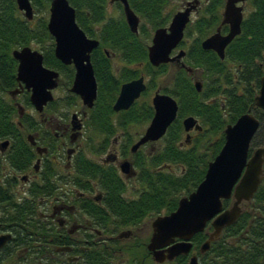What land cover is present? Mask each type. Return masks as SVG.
Wrapping results in <instances>:
<instances>
[{
  "label": "trees",
  "instance_id": "obj_1",
  "mask_svg": "<svg viewBox=\"0 0 264 264\" xmlns=\"http://www.w3.org/2000/svg\"><path fill=\"white\" fill-rule=\"evenodd\" d=\"M30 1L36 12L48 13L51 0ZM68 1L75 9L78 25L88 37L99 41L97 48L91 52L97 97L87 118L88 128L93 135L88 136L85 146L90 152L100 153L112 143L117 132H121L119 150L122 155L132 158L137 169V181L141 185L136 197L127 198L124 195L126 184L113 166H104L81 155L82 161L77 164L78 187H86L87 179H91L104 193L102 205H83L101 228L111 233L117 228L136 226L147 216L173 211L179 198L194 190L203 179L208 162L224 142L225 126L249 109L260 121L250 151L264 144V111L254 106V96L258 92L260 78L264 75V0H249L252 9L241 22V33L226 46L223 60L214 51L201 47V41L219 26L224 4V0H207L202 14L185 28L180 47L185 46V38L194 32L196 35L187 45L182 61L158 66L148 62L147 46L151 37L150 29L166 26L170 20L171 14L165 12L169 0H128L130 7L143 20L137 34L130 31L123 12L117 16L108 13V0ZM117 6L122 10L120 3L117 2ZM0 8V56L11 59L13 63V83L16 60L11 51L35 43L43 54L44 64L58 70L60 83L69 86L74 68L62 64L55 57L54 40L47 30V17L41 14L31 25L20 14L15 0H0ZM227 30V25L221 26L222 32ZM114 53L124 62L118 72L114 71L112 65ZM187 68L201 70L203 82L200 91L194 86V72L190 73ZM142 73L147 79L146 90L130 108L114 112L112 105L121 84ZM170 73L171 84L163 85L162 92L177 100V118L161 138L163 147L160 150L145 152L141 146L131 154L130 145L138 137L134 139L127 128L133 123L149 122L153 115L149 93L156 90L161 79ZM77 102L78 96L69 93L67 103ZM13 114H16L15 108ZM190 115L197 118L201 129L191 131L189 140L185 139V144H181L185 133L182 119ZM95 134L102 135V139L95 140ZM12 136L14 150L31 151L30 147L24 146V140L20 138L21 130L15 122ZM174 166L178 168L177 172ZM38 191V188L33 191L34 197ZM230 203V200H225L224 206ZM242 208L237 221L225 227L220 238L212 242L210 250L200 256L201 264H264V178L252 199L242 203ZM28 214H34L32 203L27 208L14 206V215ZM207 229L211 230V226L208 225ZM206 237V232L197 233L192 238L193 249L198 250ZM143 247L144 243H136L140 251ZM139 250H136V254L141 257L140 264H144L149 252L145 249L140 253ZM112 259V252L100 247L87 252L77 264H113ZM4 260L5 255H2L0 264ZM186 261L187 256H179L175 261L165 264H185Z\"/></svg>",
  "mask_w": 264,
  "mask_h": 264
},
{
  "label": "water",
  "instance_id": "obj_2",
  "mask_svg": "<svg viewBox=\"0 0 264 264\" xmlns=\"http://www.w3.org/2000/svg\"><path fill=\"white\" fill-rule=\"evenodd\" d=\"M19 10L30 20L34 12L30 0H15ZM120 2L125 21L133 33H138L139 16L130 7L128 0ZM244 0H225L220 25L204 38L201 47L213 50L222 60L226 46L241 33ZM198 0L188 1L184 8L176 11L168 26L154 30L151 43L147 47L148 61L153 66L180 61L185 51H172L179 45L184 30L196 10ZM228 25L226 33L222 25ZM47 29L54 39V55L63 64L74 67V77L69 90L78 95L87 107H92L97 96V81L90 54L99 41L88 37L76 22L75 9L68 0H51ZM17 60L16 79L30 90V101L38 111L53 100L52 90L58 86L59 72L43 64V55L38 50L23 46L12 51ZM184 66V64H182ZM189 71L191 69L188 68ZM194 85L201 90L200 81ZM146 89L144 75L121 84L113 103V110L128 109ZM153 115L141 136L130 148L135 152L148 141L160 139L177 117L178 102L167 93L157 89L152 98ZM254 106L264 111V75L260 78L258 93L254 96ZM184 130L201 129L196 118L187 116L182 120ZM259 127V119L251 110L241 114L234 123L224 129V143L215 157L207 164L203 179L196 188L179 198L177 207L162 215H157L151 223L152 233L146 247L156 264L187 255L192 249V238L203 232L210 222L212 230L200 244L199 253L210 249L222 230L234 224L241 215L242 203L252 199L264 177V145L256 147L249 155L251 140ZM188 137V136H187ZM120 169L130 172V162L122 161ZM231 200L229 206L223 202ZM188 264H199L198 256L192 254Z\"/></svg>",
  "mask_w": 264,
  "mask_h": 264
},
{
  "label": "flooded vegetation",
  "instance_id": "obj_3",
  "mask_svg": "<svg viewBox=\"0 0 264 264\" xmlns=\"http://www.w3.org/2000/svg\"><path fill=\"white\" fill-rule=\"evenodd\" d=\"M16 75L17 63L13 83V63L0 56V257L5 255L6 261L14 251L24 249L23 264H77L94 248H106L113 259L122 252L121 247L136 248L135 240L122 245L119 241L122 233L127 239H135L134 230L127 227L116 234L122 229L117 228L110 233L83 207L102 205L104 193L99 185L91 179H87L86 187L77 184L81 155L113 166L124 182L136 176L132 159L129 173L120 169L126 159L119 150L121 135L114 136L118 140L112 149L111 143L100 153L89 151L93 155L103 153L100 161L92 159L81 148L85 131H89L91 107L84 106L80 98L73 104L67 103L68 96L55 98L59 81L52 90L53 100L38 111L30 101V90ZM79 103L81 107L77 108ZM13 122L21 130L24 146L31 151L14 150ZM19 183L21 189L16 188ZM36 188L39 191L34 197ZM14 202L25 208L32 203L34 214L14 215Z\"/></svg>",
  "mask_w": 264,
  "mask_h": 264
},
{
  "label": "rangeland",
  "instance_id": "obj_4",
  "mask_svg": "<svg viewBox=\"0 0 264 264\" xmlns=\"http://www.w3.org/2000/svg\"><path fill=\"white\" fill-rule=\"evenodd\" d=\"M187 1H191V0H169V3H168V5L165 8V12L170 13L171 16H172V14L174 12L183 9V7H184V5H185V3ZM206 2H207V0H199V7H198L196 12H193L191 14V21H194L197 17H199L202 14L203 9H204V5L206 4ZM251 9H252V5H251L250 1L246 0L245 3H244V10H243L244 16ZM107 11H108V13L110 15H113V16L120 15L123 12V10H120L118 8L117 2H110L109 0H108V3H107ZM41 14H44L46 17L48 16V13H46V12L39 13V12H36L34 10V18L31 21V25L35 24L37 18ZM141 21H143V20H140V22ZM150 31H151V36H152V33H153L154 30L150 29ZM195 35H196V33L194 32L192 34V36H190L188 38H185V46L180 47V48L186 49L187 45L192 41V38ZM149 43H150V40H149ZM30 46L33 49L39 50L38 45L35 44V43H31ZM178 49H179V47L177 49H175L172 52V54H175L178 51ZM112 63H113L112 65H113V69H114L115 72H118L119 68L122 67V65H124V62L120 59L119 55H117L115 53L112 55ZM134 66H137V64L134 65ZM172 70H173V67L170 69V71H172ZM193 72H194L193 80H198V81L200 80L201 82H203V79L201 77V70L197 69V70H195ZM171 81H172V74L171 73L166 75V76H164L161 79V83L159 85L160 90L162 91V86L163 85H170ZM68 88H69V86H65L62 83H60L58 88L54 91V97L55 98H58V97L64 98L65 96H69L70 92H69ZM154 92H155V90H152L149 93V96H148L149 101H150V99H151V97H152ZM79 107H81V103H79L77 105V108H79ZM71 110H73V109H71ZM36 118H37V116H36ZM146 125L147 124H136V123H133V124L128 126L127 131H128V133H130L132 135V137L134 139H136L144 131ZM85 132H86L85 136L81 140V143H83L81 148H83L85 151H87L86 153H87V155L89 157H91L92 159L100 161L101 158L104 157L103 153L93 155V154L89 153L87 148H84L85 147V138L87 136H89V135H93V132L91 131V129L89 131L87 130ZM120 134H121V132L116 134V135L120 137ZM94 137H95V140H97V141L102 139V135H100V134H95ZM116 140H118V138H115L112 141V145H111L112 147H110V149H112L115 146ZM184 140H185V133L182 136L181 144H185ZM162 147H163V141L158 140V141H155V142H151V143L145 144L143 146V150L145 152H151L152 153V152H156V151L160 150ZM128 158H131V157L129 156ZM174 169H175L176 172L178 171V168L176 166H174ZM136 174H137V169H136ZM125 182H126V190L124 192L125 197H127V198L136 197L138 195V193H139V190L141 189V185L137 181V175L132 177V178L126 179ZM21 186H22V184L19 183V184H17L16 188L17 189H21ZM37 213H39V212L37 211ZM157 215H160V214H157ZM157 215L147 216L139 224H137L136 226L129 227L132 230H134L135 239H127L123 233L121 234V236L119 238L120 245L129 243V242L132 243L135 240L136 243H138V242L144 243L145 247H143V249H141V251L139 250L140 248L137 249V248L130 247V249L127 250L126 247H121V251L122 252L118 253L119 255L116 254L117 256L113 259V264H117L119 262L120 263H129L130 262L131 264H140V262H141L140 258L141 257H139L136 254V250H139L140 253L144 252L145 249L147 250L146 245L149 242V238H150L151 233H152L151 223H152V221L155 219V217ZM126 229H128V228L119 229L116 232V234L124 232ZM209 231H211V230L210 229H206V232H209ZM192 253H197V250L193 249ZM136 256H137V258H136ZM25 257L26 256L24 254V249H20V250H18L16 252L14 251L12 256L9 259H6V261H4L3 264H23V261H24L23 259ZM188 258L189 257H187V261H186L185 264H188ZM144 264H156V262L153 260V258H152L150 253H149L148 257H146V259L144 260ZM199 264H201V259L200 258H199Z\"/></svg>",
  "mask_w": 264,
  "mask_h": 264
}]
</instances>
